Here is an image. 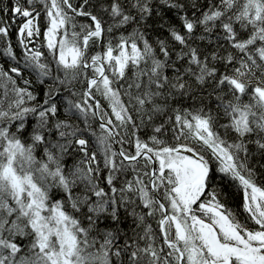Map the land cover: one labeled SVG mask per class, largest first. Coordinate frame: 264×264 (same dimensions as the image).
Returning <instances> with one entry per match:
<instances>
[{
	"label": "snow or ice",
	"instance_id": "1",
	"mask_svg": "<svg viewBox=\"0 0 264 264\" xmlns=\"http://www.w3.org/2000/svg\"><path fill=\"white\" fill-rule=\"evenodd\" d=\"M0 264H264V0H0Z\"/></svg>",
	"mask_w": 264,
	"mask_h": 264
}]
</instances>
